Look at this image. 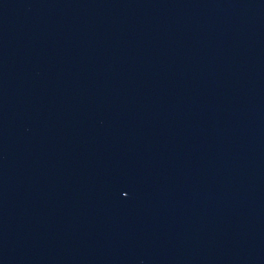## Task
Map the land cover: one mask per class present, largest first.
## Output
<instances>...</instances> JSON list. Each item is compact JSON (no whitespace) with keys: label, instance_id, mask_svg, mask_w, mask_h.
<instances>
[{"label":"water","instance_id":"water-1","mask_svg":"<svg viewBox=\"0 0 264 264\" xmlns=\"http://www.w3.org/2000/svg\"><path fill=\"white\" fill-rule=\"evenodd\" d=\"M0 264H264V0H0Z\"/></svg>","mask_w":264,"mask_h":264}]
</instances>
